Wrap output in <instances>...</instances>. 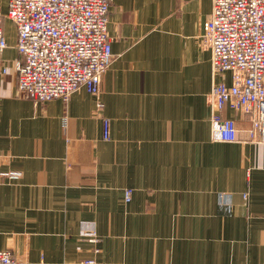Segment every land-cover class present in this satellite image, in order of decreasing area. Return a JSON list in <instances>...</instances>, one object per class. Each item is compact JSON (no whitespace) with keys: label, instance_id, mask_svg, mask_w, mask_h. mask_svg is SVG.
Masks as SVG:
<instances>
[{"label":"crops","instance_id":"obj_1","mask_svg":"<svg viewBox=\"0 0 264 264\" xmlns=\"http://www.w3.org/2000/svg\"><path fill=\"white\" fill-rule=\"evenodd\" d=\"M212 9L111 0L99 98L22 93L17 30L5 29L0 174L17 175L0 179V249L28 264H264V142L249 140V115L229 106L241 140L213 136L208 95L232 72L213 73Z\"/></svg>","mask_w":264,"mask_h":264},{"label":"built area","instance_id":"obj_2","mask_svg":"<svg viewBox=\"0 0 264 264\" xmlns=\"http://www.w3.org/2000/svg\"><path fill=\"white\" fill-rule=\"evenodd\" d=\"M110 7L111 0H9L7 14L0 7V66L9 47L7 15L17 30V84L22 93L36 103L67 100L80 88L99 98L113 60ZM207 27L214 75L232 72L231 84L214 82L208 95L213 136L224 142L241 140L236 120L222 114L229 106L249 115V140L264 142V0H213ZM2 70L8 72L6 66ZM104 137H110L109 119L104 120ZM6 175L17 173L0 174V179ZM131 193L128 189L127 200ZM0 264L28 262L0 249ZM81 264L103 263L86 258Z\"/></svg>","mask_w":264,"mask_h":264},{"label":"rangeland","instance_id":"obj_3","mask_svg":"<svg viewBox=\"0 0 264 264\" xmlns=\"http://www.w3.org/2000/svg\"><path fill=\"white\" fill-rule=\"evenodd\" d=\"M8 9L5 6L3 9V13L7 14ZM4 28L6 29L7 33H9L10 36H15L16 32H15V23L13 22V20H11V18H9L7 15L5 16V20H4Z\"/></svg>","mask_w":264,"mask_h":264}]
</instances>
